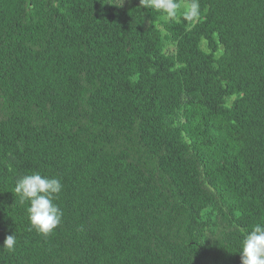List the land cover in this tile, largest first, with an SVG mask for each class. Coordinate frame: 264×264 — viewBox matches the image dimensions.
I'll use <instances>...</instances> for the list:
<instances>
[{
  "label": "trees",
  "instance_id": "16d2710c",
  "mask_svg": "<svg viewBox=\"0 0 264 264\" xmlns=\"http://www.w3.org/2000/svg\"><path fill=\"white\" fill-rule=\"evenodd\" d=\"M119 1L0 0V264H241L264 223V0L191 22L192 0L175 20ZM35 172L63 185L48 236L12 192Z\"/></svg>",
  "mask_w": 264,
  "mask_h": 264
},
{
  "label": "clouds",
  "instance_id": "9594fccd",
  "mask_svg": "<svg viewBox=\"0 0 264 264\" xmlns=\"http://www.w3.org/2000/svg\"><path fill=\"white\" fill-rule=\"evenodd\" d=\"M140 7L156 10L165 14L168 19L175 20L181 6L177 0H140ZM198 15L199 4L197 0H192L184 8L183 18L191 22ZM62 188L58 178L44 176L39 172L17 179L12 192L21 204L28 203L26 211L30 226L38 234L48 236L59 226L63 212L55 201L59 198ZM15 246L16 236L12 234L5 238L0 248L11 252L15 250ZM239 253L241 264H264V223L254 225L245 235Z\"/></svg>",
  "mask_w": 264,
  "mask_h": 264
},
{
  "label": "rangeland",
  "instance_id": "374dc122",
  "mask_svg": "<svg viewBox=\"0 0 264 264\" xmlns=\"http://www.w3.org/2000/svg\"><path fill=\"white\" fill-rule=\"evenodd\" d=\"M129 1H130V0H121V1H119V3H121V5H125V4H127ZM170 47H173V46H170ZM171 50H173V48H172Z\"/></svg>",
  "mask_w": 264,
  "mask_h": 264
}]
</instances>
